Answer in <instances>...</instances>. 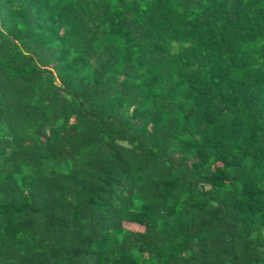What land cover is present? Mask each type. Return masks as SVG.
<instances>
[{"label":"trees","instance_id":"trees-1","mask_svg":"<svg viewBox=\"0 0 264 264\" xmlns=\"http://www.w3.org/2000/svg\"><path fill=\"white\" fill-rule=\"evenodd\" d=\"M0 264H264V0H0Z\"/></svg>","mask_w":264,"mask_h":264}]
</instances>
